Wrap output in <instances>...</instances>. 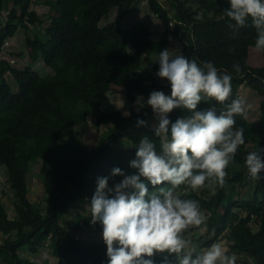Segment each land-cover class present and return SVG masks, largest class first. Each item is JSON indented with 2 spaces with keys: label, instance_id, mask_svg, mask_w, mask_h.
<instances>
[{
  "label": "trees",
  "instance_id": "1",
  "mask_svg": "<svg viewBox=\"0 0 264 264\" xmlns=\"http://www.w3.org/2000/svg\"><path fill=\"white\" fill-rule=\"evenodd\" d=\"M142 1L162 22L157 40L141 23L128 29L116 23L99 26L113 8H120L121 22L137 11ZM162 1L165 5L160 0H0V22L4 13L9 16L0 32V53L18 30H26V35L30 27L42 26L44 20L35 6L47 9L48 23L40 33L43 38L26 35L30 66L18 69L0 58V168L12 193L14 211V217L9 218L0 200V233L5 237L0 243V264H35L22 259L20 253L38 254L44 248L55 264H108L103 240L89 244L77 239L74 228L64 227L69 223L66 218L61 225L60 217L91 201L98 179L107 177L111 189L125 176L138 175L130 162L136 158L143 136L161 152L154 129L157 119L146 101L153 91L171 94L168 82L156 73L158 54L169 48L172 39L182 45L181 54L186 58L201 66L211 62L218 74L227 72L232 77L231 96L225 104L201 102L197 111L210 107L217 114L225 111L227 104L239 99L241 86L260 98L256 122L242 124V116H234V130L243 129L245 143L225 170V185L213 189L206 181L205 187L195 192L185 185L175 191L181 198L198 201L205 218V237L226 234V254H235L236 264H264V221H256L264 210V171L259 173L260 179H253L244 166L247 154L256 150L264 162V51L261 67L247 64L257 30L251 18L243 27H236L226 17L228 0ZM38 61L52 71L50 76L41 77L32 70ZM234 65L239 66V72ZM7 76L24 86L23 96L12 92ZM116 89L124 98L125 110L108 99ZM138 98L144 106L136 110ZM124 111L130 115L125 117ZM190 116L184 109L167 114L172 123ZM138 120L144 124L137 126ZM88 126L100 131L93 149L85 148L77 138L76 127L85 130ZM35 163L41 164L37 175L45 200L36 204L29 199L27 183L29 166ZM114 168L121 169L124 176L113 177ZM159 187L147 184L149 194ZM162 187L171 186L166 183ZM246 187H251V194L243 197L238 189ZM61 202L63 207L58 209ZM239 213L245 215L246 225L228 223L230 216L236 220ZM254 224L256 232L250 228ZM203 238L199 248L208 245ZM151 259L154 264L165 260L177 264L175 256L167 253H156Z\"/></svg>",
  "mask_w": 264,
  "mask_h": 264
},
{
  "label": "clouds",
  "instance_id": "2",
  "mask_svg": "<svg viewBox=\"0 0 264 264\" xmlns=\"http://www.w3.org/2000/svg\"><path fill=\"white\" fill-rule=\"evenodd\" d=\"M228 3L226 17L236 27H243L251 18L257 30L254 50L264 51V0H228ZM158 64L156 75L168 82L171 94L153 91L146 104L159 118L155 136L161 141V152L157 153L154 142L145 135L136 149V158L130 162L138 175L125 176L111 189L107 177L98 179L88 205L91 223L99 222L102 226L108 264H154L151 258L156 253L174 255L177 264H236L235 254L227 255L221 244L215 243L198 253L192 241L185 238L186 231L200 226L205 218L198 201L181 198L175 190L185 185L195 192L205 187L206 181L213 189L225 185V170L239 146L245 143L243 129L234 130V116L244 112V102L234 99L219 114L212 107L197 111L201 102L228 101L231 75L218 74L211 62L201 66L178 50H162ZM234 68L240 71L238 65ZM137 104L143 107V99L138 98ZM120 105L119 109L124 107L122 98ZM174 109L187 110L191 116L172 123L167 114ZM123 115L127 117L130 113ZM143 124L144 121H137V126ZM244 166L251 178L260 179L259 173L264 171L260 151L248 153ZM111 175L124 176V173L114 168ZM166 183L171 187H162ZM147 184L161 187L149 194Z\"/></svg>",
  "mask_w": 264,
  "mask_h": 264
},
{
  "label": "rangeland",
  "instance_id": "3",
  "mask_svg": "<svg viewBox=\"0 0 264 264\" xmlns=\"http://www.w3.org/2000/svg\"><path fill=\"white\" fill-rule=\"evenodd\" d=\"M162 4L164 2L160 0ZM165 5V4H164ZM34 10H36L39 15L42 16V19L44 20V23L42 26H35L30 27L29 31H27L28 36L32 37L34 35H38V37L42 36L40 33H43L44 29L47 27L46 23V13L47 9L42 6H35ZM119 13L120 8L116 7L113 8L111 11L108 12V14L102 18L99 22L100 27H104L108 24L116 23V26L119 28H132L133 26L137 25L138 23H141L145 29H147L150 32L154 33V36L152 37L153 40H157L160 38L161 33L163 31V25L162 22L158 19H156L148 10L147 5L144 1H142L136 12L128 14L123 19H120L121 22H118L119 20ZM9 16L7 13H4L3 20L0 22V32L2 31L4 27L5 20L8 19ZM26 31V30H25ZM25 31L24 29H20L17 31L15 36L8 40V45L1 51L0 58L7 60L10 62V64L18 69H23L30 66L31 63L29 61L28 57V50L25 45ZM168 50H178L181 54L182 52V45L175 40H171V44L168 48ZM247 64L252 68H259L263 65V57L262 53L255 51L253 48H250L248 50L247 54ZM32 70L36 71L41 77L50 76L52 74V71L48 68H46L41 61H38L35 63L32 67ZM6 82L11 87L12 92L18 96H23L26 93V90L22 84H16V82L7 76ZM165 84H167L166 81H164ZM114 94H110L108 96L109 101L111 104H115L118 108L121 107L120 105V98L123 99V96L118 92L119 89H116ZM237 95L239 99H241L244 102V112L241 114L242 116V124H245L246 121L250 122H256L259 119V111H258V105L260 98L257 96V94L250 90L249 88H246L245 86H241L237 90ZM136 110H139L141 107L137 104V102L134 105ZM104 108V106H102ZM125 110V108H123ZM125 112V111H124ZM156 122L154 124V129L158 125V116H156ZM76 130L78 132L77 138L82 142L83 146L87 149H93L95 148L97 144V138L98 133L95 131L91 126H88V129L82 130L80 127H76ZM103 130V129H102ZM39 163L31 164L29 166L30 171L27 175V183L29 188V199L32 203H40L44 202V195L41 191V182H40V176L37 174L40 170ZM6 177L4 171L0 168V200L3 202V204L6 207L7 215L9 218L14 217V211H13V199H12V193L9 190L8 185L6 184ZM238 192L241 196L246 197L248 194H251V187L246 188H239ZM63 202L60 203L58 206V209L63 207ZM90 201L85 204L82 209H70L69 213L67 215H64L60 217V224L62 225L63 219H67L69 222L67 225H64V227H73L72 231L76 232V238L84 241L86 243L92 244V243H100L102 241V226L99 222L96 224L91 223V213L89 205ZM203 214V213H202ZM78 215L83 216L84 218L81 219ZM204 216V214H203ZM239 222L241 225H246L247 221L245 219V215L243 213L238 214V218L236 220L233 218V216H230L228 218V223L234 224L235 222ZM257 224L264 221V210L261 214V217L256 220ZM253 232L257 231V225H251L250 227ZM205 226L203 223L198 227H191L190 230L185 234V238L192 241L193 245L196 246L197 252L200 253L204 250H207L210 248L213 244L219 243L222 247L227 249L228 252V243L225 239V233L222 234H215L205 237ZM205 238V240L208 242L207 246H202V248H199V244L202 241V238ZM13 239V237L11 236ZM203 238V239H204ZM5 237H3L2 233H0V243L3 242ZM201 240V242H200ZM20 257L22 259H27L30 262H35V264H55L57 261L51 257L50 253L48 252V249H41L38 254H30L26 253L25 251L20 253Z\"/></svg>",
  "mask_w": 264,
  "mask_h": 264
},
{
  "label": "built area",
  "instance_id": "4",
  "mask_svg": "<svg viewBox=\"0 0 264 264\" xmlns=\"http://www.w3.org/2000/svg\"><path fill=\"white\" fill-rule=\"evenodd\" d=\"M8 45V43L7 42H5V44H4V47H6Z\"/></svg>",
  "mask_w": 264,
  "mask_h": 264
},
{
  "label": "crops",
  "instance_id": "5",
  "mask_svg": "<svg viewBox=\"0 0 264 264\" xmlns=\"http://www.w3.org/2000/svg\"><path fill=\"white\" fill-rule=\"evenodd\" d=\"M42 7H44V6H42ZM164 83V82H163Z\"/></svg>",
  "mask_w": 264,
  "mask_h": 264
}]
</instances>
